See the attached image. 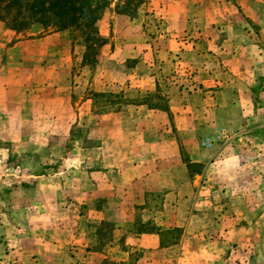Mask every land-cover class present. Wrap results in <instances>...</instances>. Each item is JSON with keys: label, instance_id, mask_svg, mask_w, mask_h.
Here are the masks:
<instances>
[{"label": "rangeland", "instance_id": "rangeland-1", "mask_svg": "<svg viewBox=\"0 0 264 264\" xmlns=\"http://www.w3.org/2000/svg\"><path fill=\"white\" fill-rule=\"evenodd\" d=\"M116 1L98 21L104 40L90 48L78 29L34 23L15 31L0 20L1 78L15 79L10 98L1 102L0 93V264H189L186 228L176 247H134L127 262L117 251H131L123 233L141 221L187 217L180 203L170 211L165 193L177 181L184 193L188 176L195 193L219 190L212 200L223 207L195 212L201 220L189 237L226 236L214 264H264V4L180 0L188 16L177 32L153 0L112 19ZM141 105L168 112L159 154L177 151L178 161L152 175L145 207H131L92 191L114 152L137 150L112 147L111 125L130 127ZM191 147L206 153L203 162H191ZM249 245L257 259H248ZM92 248L108 257H91Z\"/></svg>", "mask_w": 264, "mask_h": 264}, {"label": "crops", "instance_id": "crops-1", "mask_svg": "<svg viewBox=\"0 0 264 264\" xmlns=\"http://www.w3.org/2000/svg\"><path fill=\"white\" fill-rule=\"evenodd\" d=\"M232 1V0H231ZM248 0H243V2H247ZM251 5L253 3L258 4L257 2L262 1L264 4V0H249ZM234 2V1H232ZM152 4H155L154 8L158 9L159 12H163L164 17L166 16V20L170 22L169 25H171L172 30H177V32H181L184 30V23L187 22V12L188 9L184 7V5L181 6L180 0H153L151 2ZM171 5V6H170ZM236 0L235 5L232 7L236 8ZM238 6V5H237ZM260 6V5H259ZM168 8V9H166ZM248 15V14H247ZM112 19L117 20L122 19L121 15L114 14ZM124 18V17H123ZM226 18V17H225ZM225 18L221 17V20H225ZM100 22V21H99ZM99 24V23H98ZM99 27V25H98ZM175 27V29H174ZM168 29V28H167ZM170 29V28H169ZM168 29V30H169ZM6 32H9L12 35H15L16 32L6 29ZM100 34L103 36L102 31H100ZM172 35V33L170 34ZM17 46V45H15ZM6 50V45L0 44V56H3L4 52ZM4 63L0 64V71L4 67ZM15 79L8 76L6 79H4V76L1 78L0 74V93L2 98L1 102L5 101L6 99L10 98L11 92L14 89L12 87V83ZM146 84V88L148 92H151L155 89L157 83L155 78L153 80H146L144 83ZM11 101V99H10ZM137 113H141L142 118H136L133 124L130 125L128 128H124L123 126L119 125H111V132H112V140L109 141L112 142V147H115L117 149H123V148H134L135 150L131 155H126L123 153L117 152L112 154V158L107 159V163L112 166L111 170H107L108 172L105 175L104 179H100L99 183L97 182V185L93 187L96 191H92L94 194H99V196H106L107 198H111L112 200H115L121 204L123 202L129 203L131 207L134 205H140V206H146V200L144 199L145 196H148L149 192L154 191V187L151 188V177L154 174H157V171H161L160 165L163 164L169 165L170 163L174 162L177 163L178 161V154L177 151L173 150V156L165 157L160 153L159 149L163 147V142L160 139L159 133L162 131V117L164 114L168 115V112L165 110L148 107L146 105L139 106ZM81 114V112H80ZM120 130L121 133L125 132L126 130H129L131 133L135 131V133H138L139 131L142 132V136H128L126 135L124 138L122 137L123 134H120V132L114 130ZM120 134V135H119ZM117 135V137H116ZM116 138V139H113ZM116 140V141H114ZM108 141V140H107ZM177 147V146H176ZM169 148H172V144H169ZM194 150L191 147L190 151V159L191 162L199 163L203 162L206 158V153L204 151ZM165 157V158H164ZM130 166L128 167V165ZM114 167V168H113ZM97 170V169H96ZM100 177V176H98ZM173 178L174 175H173ZM190 176L186 177L185 180H182L183 183H188L187 187H185V194L181 192V187L177 189L178 187V181L176 183V187H169L167 192L165 193V196H170V202L169 207L170 211L173 210L175 212L176 210L174 207L180 203L181 205H184V207L188 208V215L185 218V215L182 217L179 215H174L170 213L171 215H168L170 218V222H163L158 221L154 217H151L150 219H147L146 221H141L139 224V229L133 230L131 232L124 231L123 238H125L124 244H133L135 246H131V251L127 248H120L117 250L119 254L125 255V257L120 258L119 260H122L123 262H127L128 255L132 252V249L134 247L136 248H146V249H167L170 247H176L182 240L183 236L177 240V243L165 245L161 244V239L165 237V232L167 230H172L175 228H180L187 230V236L185 239V242L189 245L188 242H190V248L187 249V257H190L191 260L189 264H214L216 260H218V256L220 255L221 250L218 249L220 247H225L226 244H229L228 241H225L223 239L217 238H208L207 241L202 239L200 241L199 239H194L195 236L192 235L189 237V234L195 231L196 223L198 222L199 218L201 220V214L195 212L202 211L203 208L205 211H213L215 208H223L222 206H214V202L212 200V197H215L213 194L219 193V190L214 188H209L207 191L202 192L201 190L198 191V193H195L193 181L191 180ZM189 181V182H188ZM96 184V183H95ZM183 186V184H181ZM93 190V189H92ZM209 194V195H203L202 194ZM222 193V190H221ZM223 194V193H222ZM136 197H143V199L136 198ZM179 197V198H178ZM187 197V198H184ZM174 204V205H173ZM187 204V207H186ZM166 205V203L164 204ZM204 206V207H203ZM138 207V206H137ZM241 208V207H240ZM132 209V208H131ZM194 209V210H193ZM148 212L156 213H162L161 206L155 210L154 208H150ZM167 213V211H166ZM140 221V219H138ZM167 220V219H166ZM204 220H202L203 222ZM209 222H216L215 221H209L207 222V225ZM255 224L258 226H261L263 224V220L255 221ZM200 226L201 222L199 223ZM218 225L217 223H215ZM223 224V223H222ZM236 224V223H234ZM238 224V223H237ZM120 226V225H119ZM121 226L124 228L125 224L124 222L121 224ZM136 227V226H133ZM236 225H234V228ZM118 228V227H117ZM121 228V227H119ZM131 229V228H129ZM146 229V230H143ZM118 230V229H117ZM142 230V231H141ZM186 232V231H185ZM129 235V238H127ZM229 238V237H228ZM230 239V238H229ZM232 244H236L237 242L240 243V239L233 238ZM201 243V248H199V244ZM236 248V246H235ZM247 253L249 254L248 259L254 260L257 259V250H252L247 246ZM104 248L103 249H94L92 248L89 252L90 256H101V257H108L104 254ZM240 249H237L239 251ZM241 251V250H240ZM263 251L264 246L262 247V250L259 254V256H262L263 258ZM231 264H237V263H231Z\"/></svg>", "mask_w": 264, "mask_h": 264}, {"label": "trees", "instance_id": "trees-1", "mask_svg": "<svg viewBox=\"0 0 264 264\" xmlns=\"http://www.w3.org/2000/svg\"><path fill=\"white\" fill-rule=\"evenodd\" d=\"M145 1L117 0L114 11L129 15L131 10ZM112 3L113 0H0V20L15 31L27 29L34 23L56 30L78 29L84 36V44L90 48V45L104 40L99 32L98 21ZM87 57L84 56V62L89 61ZM95 62L96 59L90 57L91 65ZM181 231L180 228L167 230L161 244L177 243Z\"/></svg>", "mask_w": 264, "mask_h": 264}, {"label": "built area", "instance_id": "built-area-1", "mask_svg": "<svg viewBox=\"0 0 264 264\" xmlns=\"http://www.w3.org/2000/svg\"><path fill=\"white\" fill-rule=\"evenodd\" d=\"M203 145H204V146H208L209 144L207 145V143L204 141V142H203Z\"/></svg>", "mask_w": 264, "mask_h": 264}]
</instances>
